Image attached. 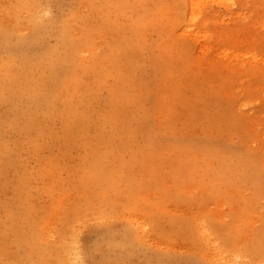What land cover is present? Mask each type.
Listing matches in <instances>:
<instances>
[{"label":"rangeland","instance_id":"1","mask_svg":"<svg viewBox=\"0 0 264 264\" xmlns=\"http://www.w3.org/2000/svg\"><path fill=\"white\" fill-rule=\"evenodd\" d=\"M0 264H264V0H0Z\"/></svg>","mask_w":264,"mask_h":264}]
</instances>
